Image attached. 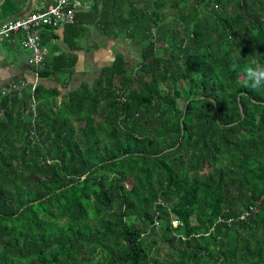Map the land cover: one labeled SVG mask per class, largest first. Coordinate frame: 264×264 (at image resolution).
I'll use <instances>...</instances> for the list:
<instances>
[{"label":"trees","instance_id":"16d2710c","mask_svg":"<svg viewBox=\"0 0 264 264\" xmlns=\"http://www.w3.org/2000/svg\"><path fill=\"white\" fill-rule=\"evenodd\" d=\"M76 18L70 48L95 26L139 60L117 51L59 103L39 84L27 116L28 91L0 93V264H264V88L246 78L264 0H94ZM75 63L51 52L39 75Z\"/></svg>","mask_w":264,"mask_h":264},{"label":"crops","instance_id":"0c3cea01","mask_svg":"<svg viewBox=\"0 0 264 264\" xmlns=\"http://www.w3.org/2000/svg\"><path fill=\"white\" fill-rule=\"evenodd\" d=\"M2 2L3 0H0V3ZM43 3L44 0H14V13L2 19L17 17L39 10L43 7ZM88 28L89 34L84 35L86 40H82L81 42L83 43H79L78 40V44H81V47L73 49L65 43L63 27L55 28V36L49 39L45 45L48 49L47 56L51 52L60 53L62 51L76 55V63L73 66V73L70 79L65 78L64 74H51L48 77H39L37 81L38 85L44 86L45 89L52 88L58 91V103L68 92L78 89L83 83L92 85L101 74L103 67L110 65L115 53L121 51L117 50L114 52L111 50V40H109L108 46L104 42L105 38L116 39L115 37L101 34L95 26H88ZM92 38L94 46L91 43ZM27 57L28 52L19 45L7 46L6 44H0V91L11 81L22 79L28 82L34 81V75L27 64ZM86 65H88V68H86ZM24 89L27 91L28 88Z\"/></svg>","mask_w":264,"mask_h":264},{"label":"built area","instance_id":"2783aa9c","mask_svg":"<svg viewBox=\"0 0 264 264\" xmlns=\"http://www.w3.org/2000/svg\"><path fill=\"white\" fill-rule=\"evenodd\" d=\"M93 5L94 0H44L43 7L39 10L0 20V43L10 42L28 52L27 64L34 75V81L22 79L19 82H11L3 92L8 94L17 88H28L30 99L25 114L35 109L32 93L38 84L39 71L48 53V49L41 41L42 29L46 26L59 28L73 24L77 20V13L88 11ZM252 210V208L245 210L239 218H245ZM173 223L177 225V221Z\"/></svg>","mask_w":264,"mask_h":264},{"label":"rangeland","instance_id":"374dc122","mask_svg":"<svg viewBox=\"0 0 264 264\" xmlns=\"http://www.w3.org/2000/svg\"><path fill=\"white\" fill-rule=\"evenodd\" d=\"M165 10L168 11V12L174 11L173 8L169 7L168 3H166V5H165ZM84 39L85 38L83 36H80L78 38L79 43H83L81 41L84 40ZM109 40H111V43H110L111 50L114 51V52L117 51V50H121L123 52V54H124L125 59H126V63H127L126 66H129L130 69H132L133 64L137 63L138 60H139V57H138V54L140 52L139 47L134 45L133 43L126 42V40L123 37H119V38H116V39H114V38L113 39L112 38H110V39L105 38L104 42H105L106 46H108L107 44H108ZM91 43L94 46L93 38L91 39ZM85 47H87V46L85 45ZM94 49H96V48H94ZM86 68H88V65H86ZM180 105H181V101H180ZM172 224L174 225L173 221H172Z\"/></svg>","mask_w":264,"mask_h":264},{"label":"clouds","instance_id":"9594fccd","mask_svg":"<svg viewBox=\"0 0 264 264\" xmlns=\"http://www.w3.org/2000/svg\"><path fill=\"white\" fill-rule=\"evenodd\" d=\"M239 55H240V53H239ZM41 77V76H40ZM246 78H247V81H249L250 82V86H251V88L252 89H262V88H264V68H262V67H259V66H257V67H249V68H247L246 69ZM20 80H18V81H11L12 83L13 82H19ZM10 82V83H11ZM10 83H8V85L10 84ZM7 85V86H8ZM38 85V84H37ZM6 86V87H7ZM5 87V88H6ZM5 88L4 89H2L1 91H0V93H2V94H7V93H3L4 91H5ZM25 88V87H24ZM19 89H23V88H17V89H14V90H12L11 92H13V91H15V90H19ZM29 89H27V91H28ZM11 92L10 93H8V94H11ZM25 110H26V107L24 108ZM26 116L28 115V114H25ZM173 221H176V220H173Z\"/></svg>","mask_w":264,"mask_h":264}]
</instances>
